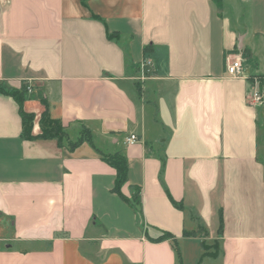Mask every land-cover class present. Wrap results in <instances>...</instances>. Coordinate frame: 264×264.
Here are the masks:
<instances>
[{"label":"crops","instance_id":"obj_1","mask_svg":"<svg viewBox=\"0 0 264 264\" xmlns=\"http://www.w3.org/2000/svg\"><path fill=\"white\" fill-rule=\"evenodd\" d=\"M22 85L0 94V264H264V0H0V86Z\"/></svg>","mask_w":264,"mask_h":264},{"label":"trees","instance_id":"obj_2","mask_svg":"<svg viewBox=\"0 0 264 264\" xmlns=\"http://www.w3.org/2000/svg\"><path fill=\"white\" fill-rule=\"evenodd\" d=\"M213 2L216 4L217 8L219 10H222V0H213ZM94 18L96 16H93ZM144 52L148 54L149 49L145 48ZM255 76H249L248 77V82H254L256 78ZM0 94L6 95L9 97H12L18 104L21 103L26 95V89L24 86L20 87L19 89L15 90H5L0 86ZM22 123L24 125V136L28 139H55L59 144L66 138V134L63 131V128L57 124L56 122H53L52 120H49L46 118L45 113L42 114L41 116V121L43 122L41 132L37 136H33L31 134V123L33 116L32 114H26L24 112L20 113ZM88 143L92 146V141H91V136L89 131L86 128H82L80 137L76 143H68L67 146L69 148H74L77 145H80L82 143ZM102 160L105 161L109 166H111L115 171H116V179H115V184L113 187V192L117 193L120 195L122 198V193L120 191L121 187L126 183L127 181V163L126 159L124 158L123 155H121L119 152H116L114 154H102L100 153ZM139 191V190H138ZM125 199V198H124ZM127 200V199H126ZM134 202L136 205L139 204V192H135L134 194ZM220 221V226L219 230H221V219ZM198 231L200 233H205V230L201 227L198 226ZM198 231L196 232H184V236H195ZM163 240H172V247L176 253V256L178 258V261L180 263V254L179 250L176 244V240L168 233L162 232L158 237L156 238H150L151 242L157 243ZM215 247L218 249V244L215 245ZM201 248H202V258L203 257H212V255L207 254L208 248L205 246V242H201ZM213 258V257H212Z\"/></svg>","mask_w":264,"mask_h":264},{"label":"built area","instance_id":"obj_3","mask_svg":"<svg viewBox=\"0 0 264 264\" xmlns=\"http://www.w3.org/2000/svg\"><path fill=\"white\" fill-rule=\"evenodd\" d=\"M152 62L150 59H144L141 64V78L145 76L147 70L151 68ZM225 73L232 77H242L244 75V67L243 63L240 59L230 60L226 58L225 66H224ZM251 102L260 103L262 101V97L260 96L258 91H253L250 97ZM137 141L135 135H130L124 140V144H133Z\"/></svg>","mask_w":264,"mask_h":264},{"label":"rangeland","instance_id":"obj_4","mask_svg":"<svg viewBox=\"0 0 264 264\" xmlns=\"http://www.w3.org/2000/svg\"><path fill=\"white\" fill-rule=\"evenodd\" d=\"M255 78H256L255 82L258 81V80H261V79H259L258 76H255ZM216 244H218V249L215 247ZM205 246L208 248V250H207V254L208 255H212L213 258H217L219 256V254H220V244H219L218 240L210 239L208 241H205ZM212 257H210V258H212Z\"/></svg>","mask_w":264,"mask_h":264}]
</instances>
